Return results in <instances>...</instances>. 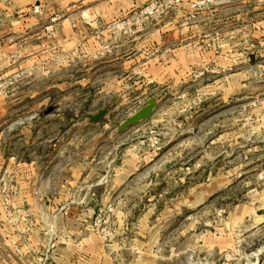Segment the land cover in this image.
I'll return each instance as SVG.
<instances>
[{"label":"rangeland","instance_id":"obj_1","mask_svg":"<svg viewBox=\"0 0 264 264\" xmlns=\"http://www.w3.org/2000/svg\"><path fill=\"white\" fill-rule=\"evenodd\" d=\"M31 4L0 60V264H264V0Z\"/></svg>","mask_w":264,"mask_h":264},{"label":"crops","instance_id":"obj_2","mask_svg":"<svg viewBox=\"0 0 264 264\" xmlns=\"http://www.w3.org/2000/svg\"><path fill=\"white\" fill-rule=\"evenodd\" d=\"M0 11H11L10 14L14 17L18 16L20 20L15 21L7 26V35L0 36V60L9 55L13 49H15L16 43L13 39L22 38L23 33L26 32L27 27L24 23H19L21 21L24 22V18L21 20V17L29 14V11H35L32 9L31 0H10V2L5 4H0ZM14 11L16 12L14 14ZM37 11V10H36ZM25 37V36H24ZM23 37V38H24Z\"/></svg>","mask_w":264,"mask_h":264},{"label":"water","instance_id":"obj_3","mask_svg":"<svg viewBox=\"0 0 264 264\" xmlns=\"http://www.w3.org/2000/svg\"><path fill=\"white\" fill-rule=\"evenodd\" d=\"M157 105H158V103H157L156 98L150 97L147 100L146 105L142 109H140L139 111H137L136 113H134L133 115L128 117L121 124V126H120L121 129L126 130L131 125H135L141 121L149 119L150 117H152L154 115V112H155V109L157 108ZM106 113H107V110L104 109L96 115H89V120L91 123L98 122L105 116Z\"/></svg>","mask_w":264,"mask_h":264}]
</instances>
